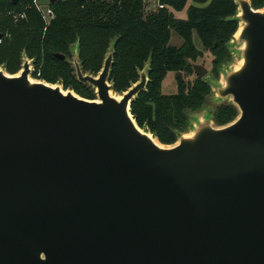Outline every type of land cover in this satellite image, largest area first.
I'll list each match as a JSON object with an SVG mask.
<instances>
[{
    "label": "water",
    "instance_id": "water-1",
    "mask_svg": "<svg viewBox=\"0 0 264 264\" xmlns=\"http://www.w3.org/2000/svg\"><path fill=\"white\" fill-rule=\"evenodd\" d=\"M233 1L240 59L214 92L238 116L172 146L130 113L147 68L113 93L112 49L96 76L74 53L94 100L30 79L26 58L0 70V264H264V8Z\"/></svg>",
    "mask_w": 264,
    "mask_h": 264
},
{
    "label": "trees",
    "instance_id": "trees-1",
    "mask_svg": "<svg viewBox=\"0 0 264 264\" xmlns=\"http://www.w3.org/2000/svg\"><path fill=\"white\" fill-rule=\"evenodd\" d=\"M33 0H0V65L14 75L24 58L33 61L34 76L46 83L60 81L81 98L96 99L94 90L77 82L70 59L76 47L83 74L96 76L105 56L113 50L108 82L121 95L139 81L147 68L146 90L134 99L130 113L135 123L153 135L161 145H172L189 128V114L199 111L210 94L207 80L192 70L208 51L213 67L227 59L226 44L239 23L233 0H190L186 19H178L189 0H159L166 6L146 10V0H55L48 2L54 18L43 21ZM255 10L264 8V0H249ZM181 40L170 45L171 35ZM200 41L201 50L193 42ZM63 55L64 61L54 58ZM174 75L176 92L164 95L162 82ZM238 116L232 104L219 106L212 116L216 127L233 122Z\"/></svg>",
    "mask_w": 264,
    "mask_h": 264
},
{
    "label": "rangeland",
    "instance_id": "rangeland-1",
    "mask_svg": "<svg viewBox=\"0 0 264 264\" xmlns=\"http://www.w3.org/2000/svg\"><path fill=\"white\" fill-rule=\"evenodd\" d=\"M154 1L155 0H150L147 3V6L150 10H153ZM35 2H36V5L42 11H45L46 8L48 7L49 0H35ZM189 3H190V0H189ZM189 3H188V5H189ZM176 14L179 15V17H177V18H180V16L183 18L184 17L186 18V8L183 9L181 12L175 13V16H178ZM234 35H233V38L230 41H228L226 44L227 59L221 65H218L217 67H213V63H212L213 56L208 51H204V50L202 51V56L194 63V64H199L206 69L207 73L204 76V79L207 80V82L209 83L211 92L206 97L204 105L202 106V108L197 112L189 114V128H188V131L184 135L189 134L192 131L193 127L200 121L208 120V121H211L213 123L212 116L217 111V108L219 106H223V105L230 103L229 99L219 101L215 92H214V87L217 84L221 83L222 77L226 72H228L229 70L236 67L237 64L239 63L240 57L238 54V48L234 45ZM193 42H194V45L196 46V48L198 50L202 49L200 41L195 34L193 35ZM180 44H181L180 38L178 36H176L175 34H172L171 38H170V45L178 47V46H180ZM71 50H72L73 54L76 53V47L75 46H72ZM73 59H74V56L72 57V60L70 59V63L73 62ZM28 61L30 62V70H31L30 74H29L30 79L35 80V81L45 82L42 79H37L40 77V71L39 70L37 71L36 75L34 76V72H35V69L33 67L34 63L32 60H28ZM22 62H23V60H22ZM21 68H22V63L20 64V69L14 75L18 74L21 71ZM0 70H3L6 74H8L7 71L5 70L3 64L0 65ZM74 74H75V72H74ZM48 84H50V83H48ZM51 85H58L64 91H72L73 93H75L71 87H69V86L65 87L60 81H57ZM176 88L177 87H176V83L174 80V75L172 73H168L167 76L165 77L164 81L162 82V86H161L162 93L164 95L174 94L177 91ZM213 125H214V123H213ZM174 144H172V145H174ZM172 145H164V146H172Z\"/></svg>",
    "mask_w": 264,
    "mask_h": 264
},
{
    "label": "built area",
    "instance_id": "built-area-1",
    "mask_svg": "<svg viewBox=\"0 0 264 264\" xmlns=\"http://www.w3.org/2000/svg\"><path fill=\"white\" fill-rule=\"evenodd\" d=\"M148 1L150 0H146V10L148 11H155V10H158V9H163L165 8L166 6L162 5L161 3H159V0H155L154 3H153V10H150L147 6V3ZM33 2V5L35 6V9L37 10V12L41 15L43 21H45L46 23H48L50 20H52L54 18V14L53 12L51 11V9H49L48 7L46 8L45 11H42L37 5H36V2L35 0L32 1Z\"/></svg>",
    "mask_w": 264,
    "mask_h": 264
},
{
    "label": "flooded vegetation",
    "instance_id": "flooded-vegetation-1",
    "mask_svg": "<svg viewBox=\"0 0 264 264\" xmlns=\"http://www.w3.org/2000/svg\"><path fill=\"white\" fill-rule=\"evenodd\" d=\"M167 1H168V0H167ZM188 3H189V1H188ZM188 3H187V5H186L187 7H185V8H186V11H187V8L189 7V5H191V2L189 3V5H188ZM185 8H184V9H185ZM185 19H186V18H185ZM193 35H194V34H193ZM195 76H196V75H195Z\"/></svg>",
    "mask_w": 264,
    "mask_h": 264
},
{
    "label": "crops",
    "instance_id": "crops-1",
    "mask_svg": "<svg viewBox=\"0 0 264 264\" xmlns=\"http://www.w3.org/2000/svg\"><path fill=\"white\" fill-rule=\"evenodd\" d=\"M176 15H178V14H176ZM174 16H175V13H174ZM175 17L177 18V17H179V15L178 16H175ZM184 18L180 16V18H178V19H184Z\"/></svg>",
    "mask_w": 264,
    "mask_h": 264
}]
</instances>
